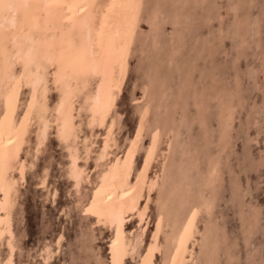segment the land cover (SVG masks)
I'll return each mask as SVG.
<instances>
[{"label":"rangeland","instance_id":"rangeland-1","mask_svg":"<svg viewBox=\"0 0 264 264\" xmlns=\"http://www.w3.org/2000/svg\"><path fill=\"white\" fill-rule=\"evenodd\" d=\"M136 30L105 126L91 125L84 99L96 89L98 75L73 98L70 139L55 120L62 95L55 66L38 88L36 108L22 63L13 66L8 87L16 96L15 129L30 108L32 121L8 173L16 181L6 210L15 237L6 232L0 238L1 262L10 254L11 238L15 264H111L115 237L133 243L142 233L124 264H141L156 242L161 248L153 264H164L167 237L199 205L186 264H264V0H143ZM0 81L1 128L9 105ZM43 118L50 126L39 144ZM140 122L144 136L127 188L135 187L155 135L160 143L149 178L159 184L144 190L146 220L141 223L136 211L118 230L99 220L94 200L113 172L122 174ZM106 138L108 155L99 158ZM72 147L84 167L79 182L71 174ZM20 164L26 166L23 175ZM167 210L174 214L165 216L164 232H158Z\"/></svg>","mask_w":264,"mask_h":264},{"label":"bare ground","instance_id":"bare-ground-1","mask_svg":"<svg viewBox=\"0 0 264 264\" xmlns=\"http://www.w3.org/2000/svg\"><path fill=\"white\" fill-rule=\"evenodd\" d=\"M142 4L143 0H0V80L5 81L3 91L9 105L0 128V195H2L0 196V210L4 211V215H0V227L4 225L0 228V238L4 233L6 235V232L11 238L14 236L11 230V212H6V210L12 205L11 192L15 189L16 181L8 178V173L20 157L32 115L30 108L21 124L15 129L16 96L9 90V83L14 78L13 66L17 62L22 63L21 75L26 84L32 85L33 107L40 103L37 97L40 84L47 80L49 68L55 66V71L52 73L62 91L58 107H56L59 113L55 120L59 122L62 137L65 139H70L75 133L74 96L79 91L83 92L87 89L93 77L100 75L96 89L86 93L84 99L90 109L91 125L104 127L114 109L116 95L122 90L123 73L135 40ZM68 20H70L69 23L65 24ZM10 38L13 40L11 48L8 47ZM83 107L85 106L81 108ZM40 121H42L40 122V141L37 142L39 144L48 136L50 126V119L43 118ZM144 130V123L140 122L122 174L117 178L116 172H113L111 179L109 178L110 181L94 200V209L100 217L99 220L115 226L118 230L136 211L141 223L146 220L148 207L147 205L140 206L144 190L148 186L150 190H154L159 184L157 178H149V170L160 143V136L155 135L135 187L127 188ZM112 131L113 128L110 127L109 135ZM102 146L99 158L108 155L110 138H106ZM70 157L72 160L71 174L79 182L84 167L78 164L79 157L76 147L71 148ZM25 167L19 168L21 175ZM166 204L167 201L164 202V205ZM211 204L212 202H209L208 205ZM173 212L164 211L158 232H164L165 216L171 217ZM200 212L201 206H193L181 226L175 228L172 231L173 234L167 237L169 252L164 264H186L187 257H192L193 252L190 247ZM11 238L7 243L10 246V254L8 258L6 257L7 259H4L5 261H0V264H15V247ZM61 239L62 236L60 241ZM141 243L142 233L135 237L133 243L127 242L125 236L118 234L111 244V264H124L130 251ZM160 248V243H154L141 264H153L155 252Z\"/></svg>","mask_w":264,"mask_h":264}]
</instances>
